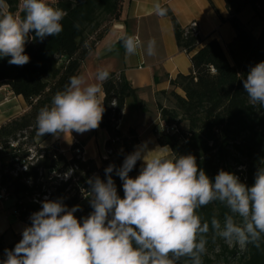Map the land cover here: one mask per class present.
I'll use <instances>...</instances> for the list:
<instances>
[{
    "label": "trees",
    "instance_id": "obj_1",
    "mask_svg": "<svg viewBox=\"0 0 264 264\" xmlns=\"http://www.w3.org/2000/svg\"><path fill=\"white\" fill-rule=\"evenodd\" d=\"M7 2L9 11L23 15L20 0ZM225 2L231 12L228 22L235 33L234 38L225 50L216 41H211L190 57L189 73L178 75L171 82L170 105L158 106L159 121L164 130H158L156 126L153 133L159 147L169 149L171 158L192 154L210 178L214 179L218 171L224 169L251 186L256 168L264 167V107L250 104L242 78H246L250 67L264 61V0ZM52 6L67 12L62 21L63 31L42 42L38 39L27 42L25 52L30 56V62L24 66L10 65L9 58H0V87L8 86L28 107L24 115L0 126V186L13 201L16 219L26 226L31 225L30 216L40 210V201L45 197L50 200L63 198L69 208L80 205L81 211L75 215L77 218L87 216L92 211L87 198L89 194L81 190L88 189L86 180L94 174L105 178L104 169L109 164L121 166L125 156L139 143L133 128L126 132L117 128L125 100L134 97V90L122 74L110 73V78L103 84L105 112L100 127L108 134L105 149L111 154L101 160L100 168L91 160L81 161L74 155L67 158L56 144L38 150L40 158L35 156V160H27L28 152L23 146L37 147L34 138L39 110L45 105L50 106L55 93L64 89L70 77L78 75L82 62L93 50V45L87 43L89 37L106 21L118 19L121 0H55ZM246 6L251 7L253 18L262 24L257 36L237 17ZM165 16L171 20L180 50L190 54L201 44L198 36L176 23L169 10ZM175 88H179L183 96L174 93ZM137 108L144 111L141 105ZM170 128L174 130L170 131ZM12 143L16 146L11 147ZM60 166L65 170L74 169L73 174L51 191L45 190L46 176L53 170L58 171ZM17 167L23 170L16 171ZM138 169L139 162L129 175L132 177ZM113 179L118 194L123 197L122 181L114 173ZM226 211L219 203L198 210L202 219L209 221L214 214L222 219ZM6 233L0 235V260L5 258V249H13L22 239V233H12L13 241L6 244ZM207 239L203 264H230L231 261L264 264V241L259 249L248 244L241 252L237 248L230 249L221 238L213 239L211 232ZM214 252L216 254L211 255Z\"/></svg>",
    "mask_w": 264,
    "mask_h": 264
},
{
    "label": "clouds",
    "instance_id": "obj_2",
    "mask_svg": "<svg viewBox=\"0 0 264 264\" xmlns=\"http://www.w3.org/2000/svg\"><path fill=\"white\" fill-rule=\"evenodd\" d=\"M54 2V0H53ZM23 15L9 11L7 0H0V58L10 65L30 62L25 52L30 40L43 41L63 31L67 12L52 6L50 0H20ZM168 9L154 4L158 16ZM78 28L79 25H76ZM34 33V35H32ZM126 55H134L142 41L123 34ZM146 54H156V40L149 39ZM240 75V74H238ZM110 78L99 69L96 83L73 75L63 90L55 93L51 105L36 116V134L54 139L99 128L105 108L101 100L103 84ZM250 104L264 107V61L242 78ZM147 142L125 156L121 166L109 164L105 178L93 175L86 180L92 211L82 218L63 198L40 201V210L30 216L31 225L13 249H5L0 264H203L209 232L229 245L261 247L264 241V167H257L249 186L238 175L221 169L210 178L192 154L168 158L149 157ZM107 158V157H105ZM138 161V175L129 173ZM74 169L62 175L67 180ZM113 173L122 181L123 197L118 194ZM219 203L223 218L202 219L198 210Z\"/></svg>",
    "mask_w": 264,
    "mask_h": 264
},
{
    "label": "crops",
    "instance_id": "obj_3",
    "mask_svg": "<svg viewBox=\"0 0 264 264\" xmlns=\"http://www.w3.org/2000/svg\"><path fill=\"white\" fill-rule=\"evenodd\" d=\"M157 2L169 10L182 29L196 23L201 44L190 54L177 47L170 18L155 14L154 4ZM230 15L225 0H121L118 19L106 21L89 37L87 43L93 45V50L82 62L77 76H83L88 83H96L95 76L99 69L122 74L134 90V97L125 100L117 125L118 130L126 132L133 128L139 138L138 145L147 142L148 148L154 150L148 154L149 157L168 153L170 155L167 147H159L153 133V129L159 123L158 106L170 105L168 94L172 90L171 82L178 75L189 73L190 57L198 49L211 41H216L225 50L226 45L235 36L228 22ZM253 16L251 9L245 17L248 18H244L246 21L251 17L248 23L242 20V11L237 17L242 24L252 30L254 36H257L262 24L253 28L255 22L253 20H256ZM123 34L138 37L143 47L134 55H126L120 42ZM152 38L156 40V54L148 56L145 49L148 40ZM173 90L177 95L183 96L179 88ZM100 98L103 99V93ZM137 105H141L144 111H140ZM26 112L28 107L20 96H15L8 86L0 87V126ZM107 140L108 134L100 125L98 129L83 134L72 132L57 139L51 135L41 139V136L36 134L34 138L39 148L56 144L67 158H70L72 148L78 146L83 151L84 159L91 160L96 165L108 157L105 149ZM138 162L140 169L142 162ZM25 227L23 224L19 232L13 233L20 234Z\"/></svg>",
    "mask_w": 264,
    "mask_h": 264
},
{
    "label": "rangeland",
    "instance_id": "obj_4",
    "mask_svg": "<svg viewBox=\"0 0 264 264\" xmlns=\"http://www.w3.org/2000/svg\"><path fill=\"white\" fill-rule=\"evenodd\" d=\"M233 1L235 3H237L239 0H233ZM50 2H52V4H54L55 0H54V2H53V0H50ZM249 12H251V8L248 6L242 10V17H241L242 20H244V18L248 15ZM247 18H245V19H247ZM250 18L248 20H251ZM248 20H246V21L244 20V21L246 23H248ZM253 21H255L252 25L253 28L256 26H260L259 20L256 19ZM253 21H251V22H253ZM47 81H49V80H47ZM45 136H47V135H45ZM45 136L41 137V139L44 138ZM23 149H26L28 152V157H27L28 161L32 160L35 156H36V158H40L41 153H37L38 150L41 149V148H39V146H37L35 148L23 146ZM59 152H60V150H59ZM162 156L170 158L169 153L163 154ZM34 160H35V158H34ZM95 166L97 168H100L101 164H98V165L95 164ZM58 169L59 170L56 172L59 174H63L66 171H68V169L65 170L64 168H62V166L58 167ZM21 170H22V168H20V167L16 168V171H21ZM136 175H138V173ZM136 175H133V177H135ZM48 177H50V179H47ZM62 180H65L62 178V175L54 176V175H52V173H50L49 175L46 176V179L43 182L45 190L51 191ZM76 180L77 179H75L73 181V183H75ZM79 188H81V186ZM84 203H86V202H83L82 204H84ZM12 205H13V201L11 199H7L5 201H0V234L4 233L8 229L7 233L5 234V243L6 244H9L11 241H13V237H12L13 234L12 233L13 232L15 233L16 231L19 232L20 229L23 227V224L16 219V216L14 215V212L12 210ZM225 244L228 245V247L230 249L237 248V250H239L241 252H243V250H244V247H241L239 245H235V244L229 245L227 243H225ZM215 254H216V252H214V254H211V255H215ZM219 264H223V263H219ZM230 264H235V262L231 261Z\"/></svg>",
    "mask_w": 264,
    "mask_h": 264
},
{
    "label": "built area",
    "instance_id": "obj_5",
    "mask_svg": "<svg viewBox=\"0 0 264 264\" xmlns=\"http://www.w3.org/2000/svg\"><path fill=\"white\" fill-rule=\"evenodd\" d=\"M186 31H189L193 36H198L197 35V30H196V23H191L189 25V27L186 29ZM157 129L161 130V131L164 130V128L162 127L160 121H159V123L157 125ZM173 130H174V128H170V131H173ZM165 131H166V129H165ZM10 146L11 147H15L16 144L12 143ZM106 153H107V156L111 154V152H109V151L108 152L106 151ZM72 155H74L77 159H80L81 161L85 160L84 157H83V151L78 146H74L72 148V150L70 152V157ZM22 170H23V168H22ZM7 199H10L8 193L6 192V190L3 187L0 186V201H5Z\"/></svg>",
    "mask_w": 264,
    "mask_h": 264
}]
</instances>
